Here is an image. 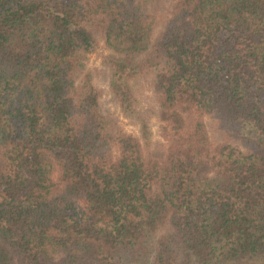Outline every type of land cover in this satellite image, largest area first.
<instances>
[{
	"label": "trees",
	"instance_id": "1",
	"mask_svg": "<svg viewBox=\"0 0 264 264\" xmlns=\"http://www.w3.org/2000/svg\"><path fill=\"white\" fill-rule=\"evenodd\" d=\"M163 3L0 0V264H264V0Z\"/></svg>",
	"mask_w": 264,
	"mask_h": 264
},
{
	"label": "rangeland",
	"instance_id": "2",
	"mask_svg": "<svg viewBox=\"0 0 264 264\" xmlns=\"http://www.w3.org/2000/svg\"><path fill=\"white\" fill-rule=\"evenodd\" d=\"M172 0H164L162 6H157L152 10L155 11L157 8L164 7L167 9ZM161 9V8H160ZM162 10V9H161ZM161 28V26H160ZM160 28L155 31V36L160 32ZM98 44L96 48L88 53L87 55V65L93 71L94 83L100 92V102L103 111L116 119L119 123L121 129L125 132L132 133L134 135L139 134V127L132 119L125 117L119 105L116 103L115 99L111 95L109 89V65L108 57L110 55V50L106 47L103 36L99 34L97 36ZM135 90L140 102V109L149 118V123L151 125V130L153 133L154 147L161 150L166 149L168 146L167 132L168 127L166 123L162 122L158 115V105L157 98L154 93L152 77L143 76L137 81H135ZM207 124L209 126L210 132L215 143H220L223 141L222 135L219 131L215 129V120L213 118H207ZM115 156H119V149L115 146ZM57 175L55 174L56 178Z\"/></svg>",
	"mask_w": 264,
	"mask_h": 264
}]
</instances>
